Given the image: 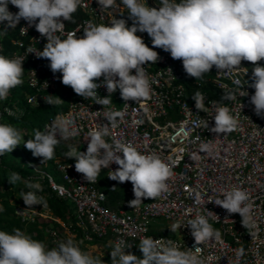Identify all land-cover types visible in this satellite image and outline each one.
<instances>
[{"label":"clouds","instance_id":"9594fccd","mask_svg":"<svg viewBox=\"0 0 264 264\" xmlns=\"http://www.w3.org/2000/svg\"><path fill=\"white\" fill-rule=\"evenodd\" d=\"M120 2L128 9L131 26L125 19L113 16L107 25L89 23L82 36L72 32L62 40L56 33L63 34V21L75 23L73 14L81 0H0V24H4L0 36L16 28L21 19L29 26L34 25L41 36L46 37L47 43L39 55L32 53L49 60L53 74L61 73L63 85L70 86L85 100L92 99L103 107L112 103L111 94L117 89L124 101L139 102L150 97L151 77L145 65L158 61L159 54L154 48L169 53L174 60H182L186 74L196 80L210 72L213 66L217 72L231 74L242 61L251 62L253 82L249 86L255 91L250 102L258 116L264 115V66L258 63L264 60V0H180L179 3L177 0H160L158 8L149 7L140 0ZM9 3L18 12L11 13ZM98 4L103 11L119 6L116 0H98ZM138 32L148 34L152 48L145 44L142 36L137 35ZM23 62L24 57L0 55V100H6L10 90L23 83ZM101 77L102 84L94 82ZM234 83L240 88V97L248 95L242 90L244 85L239 80ZM101 86L107 89L105 97L97 93ZM191 98L198 111L207 113L214 120V127L209 129L211 132L227 134L239 127L238 117L220 101H210V106L206 107L205 97L200 91ZM46 103L57 106L63 101L49 95ZM119 115L121 113H114V116ZM111 122L115 126L114 118ZM72 123L69 117L58 114L50 125H45V131L35 130L34 139L24 140V147L34 157L42 158V162L51 160L60 140H68L76 134ZM107 135V125L91 130L86 152L69 146L63 154L66 158L75 159V170L83 174L88 184L96 183L102 168H109L114 163L119 167L111 171L108 178L120 183L131 182L135 198L128 202L130 207H138L142 198L155 199L168 192L174 161H165L154 152H140L136 147L119 141L110 144L105 139ZM22 139L21 131L15 126L0 123V156L11 153ZM214 149L211 143L200 145V151L208 154ZM192 159L198 160L199 156L193 154ZM7 180L15 185L22 177L12 172ZM24 183L29 189L19 194L24 204L47 208L46 198L39 195L44 191L43 185L40 182ZM215 204L229 214L238 213L242 226L252 239L259 235L261 230L246 190L233 186L225 190L223 199L216 200ZM0 211H3L2 207ZM187 225L197 245L222 239L221 231L214 228L205 215L197 214ZM81 244L82 240L69 238L49 249L42 241L33 239L18 228L13 230V234L0 231V264H105L102 258L83 250ZM108 246L111 248V264H199L196 256L179 250L175 245H160L151 237L140 240L138 248L142 258L126 253L123 241L109 242ZM195 248L197 252L201 250L198 246ZM244 255L242 247L237 250L238 261Z\"/></svg>","mask_w":264,"mask_h":264},{"label":"built area","instance_id":"2783aa9c","mask_svg":"<svg viewBox=\"0 0 264 264\" xmlns=\"http://www.w3.org/2000/svg\"><path fill=\"white\" fill-rule=\"evenodd\" d=\"M116 2L118 7L103 11L98 0H81V5L73 14L75 23L63 21L64 32L56 35L63 40L68 33L74 32L79 37L89 23L107 25L113 16L125 19L131 26L128 9L120 0ZM140 2L156 8L160 4V0ZM8 10L13 14L18 12L10 3ZM17 25L18 38L15 43L20 50L12 58L24 57V61L30 60L33 65L27 74V82L36 93L28 97V102L37 104L47 101L49 95H54L62 87L71 91L67 109L50 116L45 125H50L58 114L69 117L73 122L71 127L76 132L70 138L79 139L83 152L87 149L88 133L107 125L108 135L105 139L108 143L119 141L136 147L140 152H154L165 161L175 162L167 193L155 199L142 198V203L132 208L128 204L135 198L132 184L124 182L121 184L127 198L116 209L106 205L107 197L99 187L98 180L88 184L83 174L75 170V160H57L56 168L62 173L63 183L57 182L48 171L32 165L42 179L48 180L51 192L59 199L71 200L75 209L67 207V221H63L48 207L20 205L16 212L23 220L39 217L57 222L59 227L48 230L56 245L65 241L61 233H67L75 240L79 233L85 242H95L96 246L106 250L109 242L115 244L123 241L128 253L139 245L141 238L151 237L160 245H175L179 250L196 256L199 264H264V115L258 116L250 102L255 91L249 86L253 82L252 69L241 64L231 74H226L214 68L202 78L195 79V84L211 83L219 91V98L205 90L200 91L205 97L206 107L210 106V101H220L239 119V127L235 131L217 135L209 130L214 127V120L195 107V101L191 98L194 93L185 84L192 77L186 74L182 60H174L169 53L154 48L159 54L158 61L145 65L151 77L150 97L139 102L124 101L117 89L111 94L112 103L103 107L92 99L85 100L75 94L70 86L63 85L61 73L53 74L49 60L36 56L43 50L47 39L34 25L29 26L23 19ZM137 35L142 36L148 47H153L147 33L138 32ZM2 40L3 36H0V51L3 49ZM235 80L244 85L242 90L248 92L247 96L240 97V88L234 83ZM102 81L103 77L94 82L102 84ZM97 93L100 97L108 95L104 86L99 87ZM229 96L235 98L228 99ZM8 111L14 113L12 109ZM117 112L121 115L114 116ZM1 114L0 111V123ZM111 118H114L115 126ZM204 143L215 146L211 154L200 151V145ZM193 154L199 159L193 160ZM118 167L113 163L103 169L108 177ZM233 186L246 190L253 203L254 215L261 230L255 239L242 226L238 213L229 214L215 204L216 200L223 199V192ZM197 214L205 215L213 227L218 226L216 229L222 233L221 241L196 244L187 223ZM157 218L169 221L168 228L177 233H161L163 228L157 225L154 227L156 231H153L152 226ZM197 246L201 249L199 252L196 251ZM241 247L245 255L238 261L236 252Z\"/></svg>","mask_w":264,"mask_h":264},{"label":"trees","instance_id":"16d2710c","mask_svg":"<svg viewBox=\"0 0 264 264\" xmlns=\"http://www.w3.org/2000/svg\"><path fill=\"white\" fill-rule=\"evenodd\" d=\"M18 26L14 29H9L6 35L3 36V49L0 51V55H4L8 58H12L15 52H19L20 46L15 43L18 38ZM0 28L3 30L4 24H0ZM261 66H264V60L258 62ZM242 65L253 68L251 62L242 61ZM23 83L21 85L12 88L6 100H0L1 123H7L15 126L21 131L22 139L20 145H18L11 153H5L0 156V207L3 211H0V231H5L9 234H13L14 229H20L26 234L30 235L33 239L42 241L48 248L56 247L57 245L52 241L49 236V229H55L59 227L58 223L53 220H47L39 217H35L34 220H23L16 212L17 206H27L24 204L22 198H20L21 191H28L25 183L28 182H40L43 185L44 191L39 193L43 195L48 204V208L52 210V213L59 216L63 221H67L66 208L71 206L67 203V200L57 198L50 190L49 182L46 178L42 179L40 174L32 167L37 165L39 168L48 171L56 169V162L60 159L75 160L64 157V152L68 151L69 146L76 147L79 151L83 152V147L78 138H69L68 140H60L59 145L55 148L54 158L42 162V158L34 157L30 150L24 147V140L34 139V131H44L47 118L51 113L57 114L67 109L69 99L71 98V91L65 89L64 91H56L54 96L59 97L63 103L52 106L46 103V101H39L37 104L28 102V97L36 90L29 86L27 82V74L32 68V62L30 60L23 62ZM215 66L211 70H213ZM188 90L195 94L196 91L205 90L211 95L219 98V91L215 90L211 83L201 82L199 85L195 84V78H191L185 82ZM8 109L14 110V113H10ZM17 172L21 175L22 180L15 185H11L8 182L10 173ZM26 176V177H25ZM98 185L105 192L107 200L106 205L112 209H116L121 202L127 198V192L122 184L118 181L111 180L107 177L105 170L102 168L98 175ZM39 207L42 206H31ZM156 225L152 226L153 231ZM161 233H171L167 228H163ZM65 241L70 238L67 233H61ZM83 241L81 248L87 251L94 257H100L104 260L105 264H111L110 248L103 249V254H92L90 246H95V242L87 243L83 240L78 233L76 241ZM89 244L90 246H87ZM132 254L139 258H142V253L138 246L130 251Z\"/></svg>","mask_w":264,"mask_h":264},{"label":"rangeland","instance_id":"374dc122","mask_svg":"<svg viewBox=\"0 0 264 264\" xmlns=\"http://www.w3.org/2000/svg\"><path fill=\"white\" fill-rule=\"evenodd\" d=\"M65 89H67V88H65V87H62L61 89H60V91H64ZM120 102H121V100H120ZM53 115V113H51L50 115H49V117L50 116H52ZM49 117L47 118V121H48V119H49ZM51 174H52V176L55 178V180L57 181V182H61V183H63V176H62V173L56 168L55 170H51V172H50ZM26 177V176H25ZM67 203L71 206V208L74 210L75 209V204L71 201V200H67ZM108 206V205H107ZM109 207V206H108ZM153 224H155V225H157L158 227H160V228H168V226H170V222L169 221H167V220H165V219H163V218H157L156 219V221H155V223H153ZM218 226H215L214 228H217ZM171 228V227H170ZM169 229V228H168ZM172 229V228H171ZM171 229H169V231H173L174 233H177V231H174L173 229L171 230ZM172 232V233H173ZM87 246H90L89 244H86ZM90 248H91V252H92V254H103V252H104V250L103 249H101V248H99L98 246H90Z\"/></svg>","mask_w":264,"mask_h":264}]
</instances>
